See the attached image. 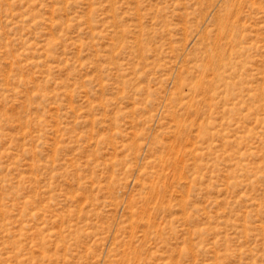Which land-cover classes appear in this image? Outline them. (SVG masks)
<instances>
[{
    "label": "rangeland",
    "instance_id": "1",
    "mask_svg": "<svg viewBox=\"0 0 264 264\" xmlns=\"http://www.w3.org/2000/svg\"><path fill=\"white\" fill-rule=\"evenodd\" d=\"M0 264H264V0H0Z\"/></svg>",
    "mask_w": 264,
    "mask_h": 264
}]
</instances>
